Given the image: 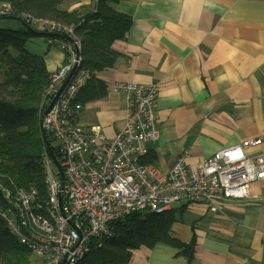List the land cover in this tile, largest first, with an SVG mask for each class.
Segmentation results:
<instances>
[{
  "label": "crops",
  "instance_id": "1",
  "mask_svg": "<svg viewBox=\"0 0 264 264\" xmlns=\"http://www.w3.org/2000/svg\"><path fill=\"white\" fill-rule=\"evenodd\" d=\"M95 0H63L73 11ZM131 17L116 39L114 66L98 73L106 96L84 103L78 121L99 126L108 140L125 123L126 93L118 82L158 84L159 138L148 143L145 161L168 171L183 156L196 166L218 150L246 139L264 152V0H119L111 4ZM30 50L44 56L49 72L65 60L56 44L32 37ZM170 235L193 238V255L158 242L132 250L124 264H264V178L249 184L243 199L212 211L203 203L172 207Z\"/></svg>",
  "mask_w": 264,
  "mask_h": 264
},
{
  "label": "built area",
  "instance_id": "2",
  "mask_svg": "<svg viewBox=\"0 0 264 264\" xmlns=\"http://www.w3.org/2000/svg\"><path fill=\"white\" fill-rule=\"evenodd\" d=\"M18 12L10 4L0 5V16L12 15L40 31L67 36L48 38L62 49L65 60L50 72L40 106L42 126L57 143L59 165L45 146L43 192L0 184V217L38 257L34 264H79L116 235V224L128 214H163L178 202L203 203L218 211L219 202L246 198L249 184L264 178V152H247L262 143L259 138L222 148L196 166L183 156L165 172L146 162L147 145L160 134L158 84L115 85L126 93L127 108L125 123L112 139L99 126L81 125L84 103L78 97L94 72L84 65L76 24Z\"/></svg>",
  "mask_w": 264,
  "mask_h": 264
},
{
  "label": "trees",
  "instance_id": "3",
  "mask_svg": "<svg viewBox=\"0 0 264 264\" xmlns=\"http://www.w3.org/2000/svg\"><path fill=\"white\" fill-rule=\"evenodd\" d=\"M10 1L14 3L15 12L26 8L76 24L83 45L84 65L94 72L78 99L86 103L106 96L107 84L98 73L114 66L119 53L113 43L124 38L132 22L130 16L111 5L119 0H95L93 6H81L73 11L60 8L63 0ZM0 19L19 21L18 28H0V184L12 189L34 186L43 192L41 161L46 143L40 106L50 72L44 56L30 50L29 41L38 35L46 38L50 35L12 15ZM47 136L56 153L54 139L49 132ZM0 204H4L1 189ZM172 212V209L163 214L138 211L126 215L116 224V235L108 239L102 249L87 254L80 263L124 264L131 259L133 249L142 245L153 247L158 242L184 247V252L192 256L194 238L184 243L170 235V227L176 220ZM31 254L0 217V264H34L36 256L32 254L31 262Z\"/></svg>",
  "mask_w": 264,
  "mask_h": 264
},
{
  "label": "rangeland",
  "instance_id": "4",
  "mask_svg": "<svg viewBox=\"0 0 264 264\" xmlns=\"http://www.w3.org/2000/svg\"><path fill=\"white\" fill-rule=\"evenodd\" d=\"M3 4H10V5H12V7H13V5H14V3H12V1H10V0H1L0 1V5H3ZM14 8V7H13ZM20 12H18V13H29V14H31V15H35V16H42V15H39V14H37L36 12H34V11H28V9H26V8H23V10H19ZM0 17H2V16H0ZM43 17H48V18H53V17H49V16H43ZM53 19H56V18H53ZM59 20H62V19H59ZM18 26H19V21H17V20H14V19H0V28H18ZM32 27H34V28H36V26H33V25H31ZM37 29V28H36ZM40 31V30H39ZM43 32V31H42ZM40 36H42V35H40ZM39 35L37 36V37H40ZM43 37H45L46 38V36H43ZM53 37V36H52ZM49 38V37H48ZM2 79V76L0 75V80ZM45 116V115H44ZM41 124H42V119H41ZM52 144L54 145V146H56V141H54L53 140V142H52ZM180 204V202H178V203H175L174 205H173V207H176L177 205H179ZM34 255V254H33ZM38 258V257H37ZM37 258H35V260L37 259ZM34 260V261H35ZM33 261V257H32V254H31V262ZM27 264H30V263H27ZM80 264H83V262H81Z\"/></svg>",
  "mask_w": 264,
  "mask_h": 264
},
{
  "label": "water",
  "instance_id": "5",
  "mask_svg": "<svg viewBox=\"0 0 264 264\" xmlns=\"http://www.w3.org/2000/svg\"><path fill=\"white\" fill-rule=\"evenodd\" d=\"M48 35H50V36H57V37H65V38L67 37V36L64 35V34H59V33H49ZM68 80H69V79H67V80L65 81V83H64L63 86L61 87V89H60V91L58 92V94L55 96V98H54L53 101L50 103V105L48 106V108L43 112V116L46 115V114L49 112V110L51 109V107H52L53 104L55 103L56 99L58 98L60 92L62 91V89H63V88L65 87V85L67 84ZM41 129H42V135H43V137H44V141H45V143H46V147H47V149H48V151H49L51 157L55 160L56 164L59 165V163H58V161H57V158H56V156H55V154H54V151H53V149H52V147H51V145H50V141H49L48 136H47V131H46V129L42 126V124H41Z\"/></svg>",
  "mask_w": 264,
  "mask_h": 264
}]
</instances>
